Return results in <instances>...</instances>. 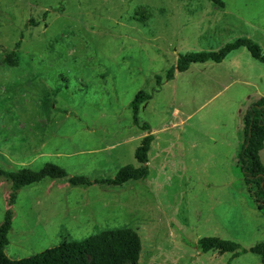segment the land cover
I'll list each match as a JSON object with an SVG mask.
<instances>
[{
  "label": "rangeland",
  "instance_id": "374dc122",
  "mask_svg": "<svg viewBox=\"0 0 264 264\" xmlns=\"http://www.w3.org/2000/svg\"><path fill=\"white\" fill-rule=\"evenodd\" d=\"M238 38L264 55V0H0L1 167L49 162L96 179L137 166L147 132L134 125L130 102L140 90L152 97L139 123L154 130L143 180L119 188L44 178L21 188L6 256L130 228L140 237L139 264H227L230 253L200 252L197 240L217 236L247 249L264 240V215L237 162L243 116L264 93V62L242 47L165 79L179 54ZM259 155L264 164V147ZM9 191L0 175V222ZM230 264L262 263L247 251Z\"/></svg>",
  "mask_w": 264,
  "mask_h": 264
},
{
  "label": "trees",
  "instance_id": "16d2710c",
  "mask_svg": "<svg viewBox=\"0 0 264 264\" xmlns=\"http://www.w3.org/2000/svg\"><path fill=\"white\" fill-rule=\"evenodd\" d=\"M219 2V0H215ZM246 48L250 55L258 61L264 62V55L260 47L248 38H238L224 44L217 51L188 52L179 54L174 66L169 68L165 79L170 80L175 72H183L193 63L213 61L221 62L230 52L238 48ZM10 66H16V60H7ZM162 84L160 76L156 77V85ZM152 97L151 93L138 91L130 102L132 120L147 133L139 140L134 151V158L138 165L126 164L118 169L113 177L90 179L84 175H69L65 169L54 164L45 163L40 169L18 168L6 170L0 166V175L10 182V191L7 197L8 208L0 222V264H120L128 259L133 264H139L141 241L139 235L130 228H121L111 233L108 240L101 234L91 235L83 240L63 241L39 253L20 259H10L4 249L9 243L8 233L12 226L11 206L14 204L18 191L26 185L39 182L44 178L64 180L71 186H103L122 187L128 180H143L148 175L147 153L151 148L154 136L150 133L148 123H139L138 112L140 105ZM243 141L237 153L239 175L250 193L251 204L264 215V164L259 152L264 145V93L254 101L243 116ZM196 248L200 252L216 251L230 253V260L242 253L250 251L260 256L264 264V240L247 248L230 239L217 236H204L197 240ZM97 252L95 263H88L85 255L91 251Z\"/></svg>",
  "mask_w": 264,
  "mask_h": 264
},
{
  "label": "crops",
  "instance_id": "0c3cea01",
  "mask_svg": "<svg viewBox=\"0 0 264 264\" xmlns=\"http://www.w3.org/2000/svg\"><path fill=\"white\" fill-rule=\"evenodd\" d=\"M241 48H242V47H241ZM238 49H239V48H238ZM235 50H237V49H235ZM235 50H233V51H235ZM233 51H232V52H233ZM232 52H230V53H232ZM224 59H225V58H224ZM219 63H220V62H219ZM259 97H260V96H259ZM142 131H143V130H142ZM153 132H154V130H152L151 127H150V133H153ZM145 134H146V133L144 132V133H143L142 135H140L139 137L141 138V137L144 136ZM140 138H139V139H140ZM153 142H154V140H153ZM153 142H152V143H153ZM151 145H152V144H151ZM263 147H264V146H263ZM262 149H263V148H262Z\"/></svg>",
  "mask_w": 264,
  "mask_h": 264
}]
</instances>
